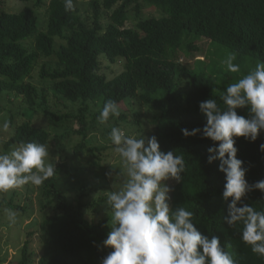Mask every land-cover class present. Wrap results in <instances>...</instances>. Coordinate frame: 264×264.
I'll use <instances>...</instances> for the list:
<instances>
[{"label": "trees", "instance_id": "trees-1", "mask_svg": "<svg viewBox=\"0 0 264 264\" xmlns=\"http://www.w3.org/2000/svg\"><path fill=\"white\" fill-rule=\"evenodd\" d=\"M6 1L0 0V112L5 99L10 130L5 149L20 142L57 145L71 131L63 126L67 120L74 123L73 132L84 141L85 113L97 107L98 118L109 99L118 107L126 105L127 111L120 113L115 127L125 123L136 138L155 136L162 152L183 156L181 182L167 180L172 182L170 208L192 211V221L202 235L218 237L221 246L231 245L225 250L235 264H264V257L242 241V222L226 223L231 198L222 196L225 178L218 170L220 161L207 163L208 148L218 147V142L204 138L202 131L188 137L181 132L202 130L206 117L199 104L211 98L223 110L219 97L226 87L256 63H264V0H72L70 11L65 10V0H49L44 18L36 11L45 0H17L31 2V7L8 12L4 10ZM144 8L159 17L143 19L140 13ZM129 12L137 18L134 29L125 28ZM200 40L216 50L235 52L233 63L240 71L217 70L213 79L199 61L196 68L180 63L178 54L199 52L195 43ZM42 59L46 60L40 67L42 86L36 87L29 79ZM102 66L110 72L118 67L119 72L109 78L101 73ZM67 105L78 106L77 114ZM235 111L249 118L247 107ZM37 117L44 125L35 124ZM50 125L62 126L63 132L52 137ZM234 140L247 183L264 180V151L260 150L264 130L254 141L243 137ZM83 147V142L76 145L77 149ZM107 150L93 151L100 159L99 154ZM65 166H57L55 174L40 185V210L50 208L51 212L37 225V261L30 246L34 233L29 232L14 264H100L111 251L103 246L111 218L95 222L85 214L86 209L95 213L103 198L84 204L89 195L84 185L76 190L62 189L57 184L59 172L66 177L87 172ZM16 195L13 191L8 201H0V226L5 209L18 217L25 213V207L14 203ZM242 204L264 212V193L249 191L237 207ZM34 225L36 221L30 227Z\"/></svg>", "mask_w": 264, "mask_h": 264}, {"label": "clouds", "instance_id": "clouds-1", "mask_svg": "<svg viewBox=\"0 0 264 264\" xmlns=\"http://www.w3.org/2000/svg\"><path fill=\"white\" fill-rule=\"evenodd\" d=\"M65 10H73L72 0H65ZM235 52H228L221 61L232 73L240 71L234 64ZM219 99L199 104L206 117L203 129H181L185 137L202 136L218 147L208 148L207 163L219 160V171L224 174L222 196L231 198L226 223L242 222L241 239L253 253L264 257V212L252 206L237 203L252 190L264 193V180L249 185L245 180L246 169L236 158L234 138L254 141L264 130V63H256L246 75L230 83ZM247 107L249 118L238 115L237 108ZM118 116L117 104L107 100L98 120L103 123L109 115ZM4 128L8 127L5 121ZM114 152L120 158L121 177L118 190L106 192V205L111 209V227L103 246L111 251L100 264H235L232 254L226 251L230 244L221 246L218 237L208 239L192 221L193 212L179 207L170 208L168 193L171 189L163 182L172 179L181 182L185 171L182 155L173 151L162 152L155 136L139 138L125 135L119 127H112L108 135ZM264 151V143L260 145ZM48 146L35 142H20L6 153L0 154V193L8 192L31 183L39 186L55 174V166L48 162ZM58 158H55V161ZM106 176L112 177L110 171ZM10 222L16 213L5 209Z\"/></svg>", "mask_w": 264, "mask_h": 264}, {"label": "rangeland", "instance_id": "rangeland-1", "mask_svg": "<svg viewBox=\"0 0 264 264\" xmlns=\"http://www.w3.org/2000/svg\"><path fill=\"white\" fill-rule=\"evenodd\" d=\"M49 0H45V5L38 8L36 14L41 18H44L45 8ZM31 2H20L17 0H7L4 10L8 11H18L22 8H29ZM143 19L154 17L157 18L159 15L150 10L149 8H144L140 13ZM128 18L125 24V28L134 29L137 22V18L133 12L128 13ZM29 46V45H28ZM195 46L199 48V52L193 53L190 56L180 52L179 62L186 64L190 68H196V63L199 61L201 63V68L211 76L213 79L217 78V70L226 71V66L221 63L228 53L226 49L212 46L206 40H200L195 43ZM216 50V52H215ZM46 63V60L42 59L38 61V64L32 71L31 78L29 81L36 87H41L42 83L40 80V67ZM118 66V65H117ZM112 67V66H111ZM119 72L118 67L113 68V72L106 70L105 66H102L101 73L111 77L112 75ZM43 86H45L43 84ZM52 102V100H51ZM73 108L72 113L77 114L76 108L78 106H69ZM1 107L7 109L9 105L6 103L5 99L2 100ZM0 112V154L6 153L11 148L5 149V142L9 139L10 130L9 128H4V123L7 121V112L5 110ZM119 115L122 112L127 111L126 105H121L118 107ZM65 110L60 111L65 113ZM68 111V110H66ZM98 112L97 107H93L89 112L85 113L84 124L87 128L86 139L82 141L81 136L73 132L74 123L72 121H63V126L65 129L71 130L68 137H64L59 144L55 142H50L48 146V162L53 163L55 169L57 166L66 165L64 169L67 170H76L79 168L86 169V173H79L78 177H66L63 172H59L57 175V184L62 188H75L79 189L81 185H84L89 189V195L87 198H84V204H90L94 199H97L99 196L103 198V202L97 207L95 213H91L90 209H86L85 214L89 220L97 221L99 219L111 218V209L106 205V192L116 191L120 186L121 177L115 175V173L121 171L120 158L118 154L114 152V147L111 141L108 139L110 131L106 132V129H111L115 127L113 124L117 120L118 116L110 115L107 121L101 123L96 117ZM35 124L44 125L41 118L37 117ZM146 127L147 124H146ZM62 128V126H61ZM59 126L50 125V135L54 137L55 134H60L63 132ZM124 132L125 135L133 136V131L129 130L126 127L125 123L119 126ZM133 130V129H132ZM52 141V140H51ZM83 142L84 147L77 149L76 145ZM108 148L107 151L100 153V159L96 158L94 149ZM55 158L58 160L55 161ZM103 158V159H102ZM112 172L113 176H106V173ZM78 173V171H77ZM85 174V175H84ZM75 177V178H74ZM170 189L172 187V182L164 181L163 182ZM16 191L18 195L14 197V203H18L20 206L25 207L26 211L22 214L21 217L16 216L15 222H10L7 213L4 214V219H1L0 226V259L2 260L1 264H14L18 259V252L21 246V243L27 239V233L32 232L33 237L31 239V248L35 252L34 261L36 262L40 251L38 249V239H37V225L40 223L45 215H50V208H46L45 212L40 210L42 204L40 191L41 186L32 185L31 183L24 186L18 187L13 190H9L5 193H0V201L2 199L8 201L10 193ZM170 204V192L168 193ZM33 221H36V225L31 226Z\"/></svg>", "mask_w": 264, "mask_h": 264}]
</instances>
